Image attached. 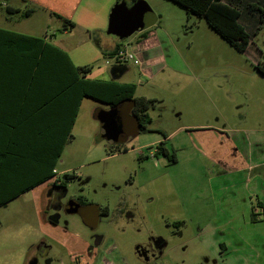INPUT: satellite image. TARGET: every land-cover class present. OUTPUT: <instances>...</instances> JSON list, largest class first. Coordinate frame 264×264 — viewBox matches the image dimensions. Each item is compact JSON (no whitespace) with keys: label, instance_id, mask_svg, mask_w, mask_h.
<instances>
[{"label":"rangeland","instance_id":"1","mask_svg":"<svg viewBox=\"0 0 264 264\" xmlns=\"http://www.w3.org/2000/svg\"><path fill=\"white\" fill-rule=\"evenodd\" d=\"M116 1L86 0L74 13L72 34L61 35L62 31L57 29L62 25L60 19L39 8H32L28 17L8 13L5 4L18 5L21 11L30 5L22 0H0V26L27 31L34 25L38 30L56 32L72 48L74 61L92 67L93 76L109 79L108 69L119 64L129 71L117 81H132L138 86L141 81L145 85L133 62H118L115 56L97 50L100 39L105 45L101 46L103 51L109 52L111 41L126 44L136 34L119 40L107 33L109 11ZM144 1L157 15V22L150 28L162 30L163 53L168 66L172 65L161 74L155 66V76L146 84L148 94L159 101L160 109L148 111L152 120L147 128L127 138L123 145L128 151L111 154L101 127L102 110L108 107L83 98L73 138L65 146L58 165L59 171L73 176L68 180L62 178L66 189L64 202L73 199L83 205L97 204L106 207L110 214L101 218L95 231L86 227L79 215L70 212H61L56 225L39 223L34 217L32 197L18 198L0 208V264H27L35 253L37 264H72L73 255L85 252L97 236L102 237L100 248L104 251L97 264L262 262L257 253L264 249V219L255 208L254 217L262 222L253 223L257 221H252L251 215L257 200L248 197V222L236 216L246 197L242 194L245 183L232 177L222 184L215 176L221 166L211 162L207 152L213 147L208 145L213 127L223 123L227 130L253 126L247 127L246 136L250 139L257 135L251 130L264 135V19L252 35L255 52L258 51L252 54L238 51L212 30L202 16L177 3ZM241 1L239 4L246 0ZM59 5L65 7L66 2L61 0ZM239 22L251 30L258 24V15L242 10ZM200 125L205 127L198 128ZM168 135L169 139L164 140ZM160 142L174 153L176 161L153 155ZM216 151L221 152L222 148ZM225 151L233 153L235 149ZM261 170L264 173V164L253 173ZM224 185L232 188L221 192ZM214 217L217 222L212 221ZM212 229L215 232L209 234ZM218 230L222 234L216 233ZM226 238L232 242L223 257L217 244L227 243ZM152 248L160 253L159 257L151 255ZM262 260L264 264V256Z\"/></svg>","mask_w":264,"mask_h":264},{"label":"crops","instance_id":"2","mask_svg":"<svg viewBox=\"0 0 264 264\" xmlns=\"http://www.w3.org/2000/svg\"><path fill=\"white\" fill-rule=\"evenodd\" d=\"M22 1L26 2V0ZM29 1L31 2H27L30 5L27 6L28 9L39 8L47 12L49 16H54L50 13V10H57L56 0ZM69 1L70 7H73L71 13V19H73L75 11L86 0ZM69 1L65 2H68L69 5ZM5 7L10 11L20 10L18 5L5 4ZM0 28L9 32L39 38L44 43L54 45L68 54L72 64L78 66L87 64L86 62L74 61L72 48L65 43V38L58 36L56 32H48L46 29L38 30L34 25L28 27L29 30L27 31L5 28L4 26H0ZM152 28L149 27L146 30L136 32L134 37L126 44L111 41L108 47L109 50H112L119 45V49L125 48L132 53L134 60L129 62L137 65L138 74L145 79L146 84L154 78L155 66H158L159 74H161L160 71L163 72L172 66H168L163 53L164 35H162V30L156 32L152 31ZM57 29L62 31L61 35L72 34L70 29L63 30L61 24ZM88 38L91 39V35H88ZM252 38L246 49L240 52H252V54L258 52H255L257 48ZM8 41L13 42L9 47L7 45ZM83 41L84 38H81V42ZM126 45H128V49ZM97 46V50L101 53L103 51L101 46H105L101 39L100 43L97 42ZM49 51L39 41L25 40L12 37L6 33H0V198L13 197L1 205L0 208L8 206L9 203L18 200V198L30 195L34 201L32 202L33 208H35L34 217L39 223H48L44 213L48 188L53 184L55 178L69 174L65 170L59 171L58 165L61 163L65 146L73 138L74 126L72 90L67 88V74L64 72L62 74L59 71V69H65L66 62L63 57ZM128 71V67L118 64L108 69L109 79L103 78V76H93L92 71L85 77L117 81L118 77L124 76ZM259 71L261 70L259 69ZM261 73L264 75L262 71ZM123 82H131L136 85V96L155 100L154 107L151 110L158 107L159 101L148 94L146 84L145 86L140 81V86H138L132 81ZM152 84H155V82ZM223 125L226 124L223 123L221 126L213 127L214 133L208 140V145L213 146L207 152L210 155L209 158L211 162L218 163L221 166L220 171L216 172L215 176L220 178L222 184L226 182V179L232 177L240 180V183H245L243 184L244 193L242 194L247 198H243L241 212L236 216H240L244 222L247 221L245 215L247 216L249 212L248 197L252 196L257 200L254 206L257 209L256 213L260 215V218L263 216L261 219H264V173L262 170L253 173L255 168H259L264 164V135L261 132L251 130L257 135L250 139L246 136L247 127L253 128V126H239L227 130ZM197 127L204 128L205 126L200 125ZM208 128L211 129L210 126ZM161 133L164 134V132ZM230 133H233V136ZM168 137L169 135L164 137V140ZM218 147L222 148L221 152L216 151ZM230 148L235 149V152L227 151L226 153L225 150ZM256 149L257 151H255ZM259 150L260 155H257ZM232 154L233 157L230 158ZM223 188L225 189L226 186H221V192L232 188V185L227 186L225 190ZM254 208L253 212L255 213ZM212 221L217 222L215 217L212 218ZM256 221L253 223L262 222L258 219ZM32 231L38 233V229L35 227H32ZM212 231L214 229L209 230V234L213 233ZM216 233L222 234L220 230ZM199 235L206 240L203 232H200ZM227 235H215V237L221 238ZM226 241L227 243L217 244L219 245L217 249L220 248L223 257L232 242L231 239L228 240L227 238ZM257 256L259 261H262L260 264H263L264 249L258 251Z\"/></svg>","mask_w":264,"mask_h":264},{"label":"trees","instance_id":"3","mask_svg":"<svg viewBox=\"0 0 264 264\" xmlns=\"http://www.w3.org/2000/svg\"><path fill=\"white\" fill-rule=\"evenodd\" d=\"M61 0H56L57 10H50V13L56 18L62 21V29H70L74 26L71 13L73 7H70L68 2L65 7L59 5ZM67 1V0H63ZM118 1V0H117ZM129 2L135 0H128ZM173 3H177L184 7L188 12L195 13L202 16L207 25L214 30L223 40L232 44L238 51H244L252 35L256 34L259 29V24L264 19V0H246L244 3L241 0H169ZM26 2H31L26 0ZM242 8V9H241ZM242 10L246 11L250 15H258V24L252 27L251 30H247L240 22L239 17ZM8 13H20L22 17H28L33 12L32 8L26 10H7ZM0 33H6L12 37H19L25 40H34L42 43L43 47L56 53L57 56L63 57L66 62L65 69H59V71L66 73L67 88H71L73 94V123L76 120L81 100L83 98H91L95 101L105 104L108 108L116 105L123 100L133 101V107L131 108V115L138 121V133L147 128L151 119L148 115V111L154 107L155 100L148 99L143 96H136V85L134 83L119 82L116 80H98L89 79L85 76L90 72L91 66L75 65L72 64L68 54L58 47L49 43L42 42L41 39L26 36L16 32H9L0 28ZM8 47L13 43L7 42ZM43 50V49H40ZM119 50V45L110 50L109 52L102 51L105 55L115 56ZM49 51V52H50ZM102 127V126H101ZM103 130V128H102ZM104 133V130H103ZM164 136V134L162 133ZM127 140V139H126ZM125 140V141H126ZM110 142L108 143V151L111 154L121 153L128 151V148L124 146V142ZM154 156L163 155L172 161H176L173 152H169L163 142H160L154 149ZM71 174L62 175L63 179H71ZM10 196V195H9ZM15 196V195H14ZM13 197L0 198V206L11 200ZM254 206H252L253 210ZM252 221H256L254 217L255 213L251 211Z\"/></svg>","mask_w":264,"mask_h":264},{"label":"water","instance_id":"4","mask_svg":"<svg viewBox=\"0 0 264 264\" xmlns=\"http://www.w3.org/2000/svg\"><path fill=\"white\" fill-rule=\"evenodd\" d=\"M157 16L144 0H118L110 9L107 33L123 40L153 26ZM133 101L123 100L102 114L103 130L111 142H123L138 133V121L131 115ZM27 264H37L31 259Z\"/></svg>","mask_w":264,"mask_h":264},{"label":"flooded vegetation","instance_id":"5","mask_svg":"<svg viewBox=\"0 0 264 264\" xmlns=\"http://www.w3.org/2000/svg\"><path fill=\"white\" fill-rule=\"evenodd\" d=\"M63 181L64 180H62V176L57 178L47 190L44 207L46 221L51 225H56L61 212H70L72 214L79 215L86 227H88L91 231H95L101 218L108 216L110 211L106 207H100L97 204L83 205L77 200L75 201L73 199L64 202L63 199L66 194V189L64 188ZM101 241L102 237H95V240L90 245H88L85 252L73 255L74 258L71 260L72 264L99 263L103 258L104 253V251L102 252V248H100ZM157 246H160V244H157ZM151 250L154 252L153 248ZM151 255L154 257H159L160 253L154 252ZM31 259H36L37 261V254H33L29 260Z\"/></svg>","mask_w":264,"mask_h":264},{"label":"built area","instance_id":"6","mask_svg":"<svg viewBox=\"0 0 264 264\" xmlns=\"http://www.w3.org/2000/svg\"><path fill=\"white\" fill-rule=\"evenodd\" d=\"M115 58L118 62H128L134 60L133 54L128 52L125 48L119 49L115 55ZM56 179L57 178H55V180Z\"/></svg>","mask_w":264,"mask_h":264}]
</instances>
